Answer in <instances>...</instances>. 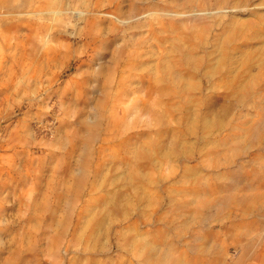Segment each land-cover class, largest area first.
<instances>
[{"label": "rangeland", "instance_id": "rangeland-1", "mask_svg": "<svg viewBox=\"0 0 264 264\" xmlns=\"http://www.w3.org/2000/svg\"><path fill=\"white\" fill-rule=\"evenodd\" d=\"M0 264H264V0H0Z\"/></svg>", "mask_w": 264, "mask_h": 264}]
</instances>
